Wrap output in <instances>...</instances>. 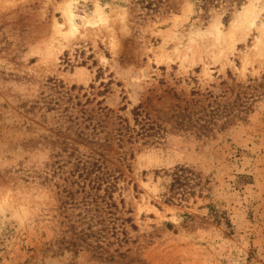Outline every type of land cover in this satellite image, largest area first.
Listing matches in <instances>:
<instances>
[{"label":"rangeland","instance_id":"374dc122","mask_svg":"<svg viewBox=\"0 0 264 264\" xmlns=\"http://www.w3.org/2000/svg\"><path fill=\"white\" fill-rule=\"evenodd\" d=\"M153 6L0 0V264H264V0Z\"/></svg>","mask_w":264,"mask_h":264},{"label":"trees","instance_id":"16d2710c","mask_svg":"<svg viewBox=\"0 0 264 264\" xmlns=\"http://www.w3.org/2000/svg\"><path fill=\"white\" fill-rule=\"evenodd\" d=\"M205 1L207 2L208 0ZM140 2H142L146 8L152 10L155 8L153 6V0H140ZM182 116L184 115L180 114L179 121L181 124H184V122L186 123L188 119L186 120ZM135 121L138 122L136 118ZM138 124L140 125L139 130L141 131V133L145 134L146 133L145 131H147L149 128L143 122H138ZM208 125H209V120L206 119L203 121V124H198L197 122V128L200 129L201 131L209 130ZM193 175L194 173L189 167L185 165H178L173 168L172 172L166 174V176L169 177V181L163 185L169 192H172V194L175 195L180 194L184 196L187 193L186 192L188 189L187 186L189 185V181L192 179ZM171 199H172V195H169L166 201L171 202ZM84 234H86L84 230H81L79 232L80 235L79 237H81Z\"/></svg>","mask_w":264,"mask_h":264},{"label":"bare ground","instance_id":"6f19581e","mask_svg":"<svg viewBox=\"0 0 264 264\" xmlns=\"http://www.w3.org/2000/svg\"><path fill=\"white\" fill-rule=\"evenodd\" d=\"M247 8H245L241 15H240V19L239 21H244L247 19ZM64 15H65V18H66V21H67V25H68V34H74V32L78 29V26H80L84 21L81 20V22H78V23H75L76 21V17L73 13V10L70 6V4H68L67 6L65 5L64 7ZM251 19V18H250ZM251 21V20H250ZM80 23V24H79Z\"/></svg>","mask_w":264,"mask_h":264}]
</instances>
